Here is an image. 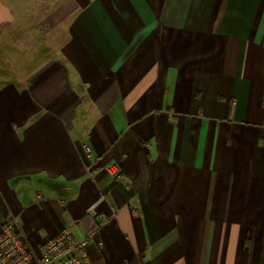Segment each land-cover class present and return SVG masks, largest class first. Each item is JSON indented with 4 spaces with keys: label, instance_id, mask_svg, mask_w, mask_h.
Wrapping results in <instances>:
<instances>
[{
    "label": "crops",
    "instance_id": "crops-1",
    "mask_svg": "<svg viewBox=\"0 0 264 264\" xmlns=\"http://www.w3.org/2000/svg\"><path fill=\"white\" fill-rule=\"evenodd\" d=\"M0 54V224L264 264V0H0Z\"/></svg>",
    "mask_w": 264,
    "mask_h": 264
},
{
    "label": "built area",
    "instance_id": "built-area-1",
    "mask_svg": "<svg viewBox=\"0 0 264 264\" xmlns=\"http://www.w3.org/2000/svg\"><path fill=\"white\" fill-rule=\"evenodd\" d=\"M104 169L116 179L125 178L116 164H105ZM87 244L88 236L76 238L67 226L31 248L12 220L0 224V264H91Z\"/></svg>",
    "mask_w": 264,
    "mask_h": 264
},
{
    "label": "rangeland",
    "instance_id": "rangeland-1",
    "mask_svg": "<svg viewBox=\"0 0 264 264\" xmlns=\"http://www.w3.org/2000/svg\"><path fill=\"white\" fill-rule=\"evenodd\" d=\"M6 65H8L10 67L5 68ZM0 66L1 67H4L3 69H0V71H4V72L6 71L10 75H15L16 73H18V71H20L18 69L12 68L11 67V63H9L8 61H6V57L3 54H0Z\"/></svg>",
    "mask_w": 264,
    "mask_h": 264
}]
</instances>
